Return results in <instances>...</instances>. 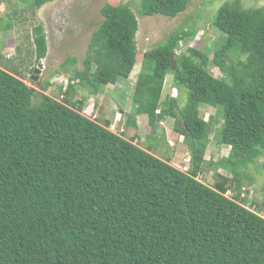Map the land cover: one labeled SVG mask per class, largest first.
<instances>
[{
	"label": "trees",
	"instance_id": "trees-1",
	"mask_svg": "<svg viewBox=\"0 0 264 264\" xmlns=\"http://www.w3.org/2000/svg\"><path fill=\"white\" fill-rule=\"evenodd\" d=\"M189 2L139 0V14L175 18ZM100 15L67 92L79 83L97 94L128 79L136 64L129 5H104ZM212 25L223 35L211 58L221 77L197 51L175 56L191 36L181 28L144 52L132 94L151 133L180 119L187 172L112 132L110 121L87 118L78 103L42 93L33 103L34 90L0 68V264H264V217L225 196L248 201L239 185L230 188L236 178L212 186L197 179L209 135L201 105L222 108L225 163L238 169L264 160V6L225 2ZM31 37L39 63L47 52L42 27ZM169 72L171 86L186 91L180 109L175 97L160 100Z\"/></svg>",
	"mask_w": 264,
	"mask_h": 264
},
{
	"label": "rangeland",
	"instance_id": "rangeland-1",
	"mask_svg": "<svg viewBox=\"0 0 264 264\" xmlns=\"http://www.w3.org/2000/svg\"><path fill=\"white\" fill-rule=\"evenodd\" d=\"M233 1H238L243 9L264 6V0H190L183 13L175 18H166L160 15L141 16L139 0H54L51 3L0 0V68L15 74L34 90L36 95L33 103L39 99L37 94L42 93L60 102L65 103L66 100L68 105L78 103L84 116L100 124L112 120L113 116V120H117L110 121L114 123L110 127L113 132L132 140L142 149H150L154 156L181 172H187L190 152L179 134L180 119L176 127V120L167 118L151 133L146 116L136 114L137 107L132 101L134 84L144 52L155 48L181 28L191 32V36L178 43L175 56L189 54L190 50L197 51L207 57L205 67L209 73L221 77V73L211 63V58L214 50L222 43L223 35L212 25V21L221 4ZM122 3L129 5L138 22L135 37L136 64L129 78L102 87L97 94H92L87 86L79 83L67 92V79L72 78L75 70H82L90 36L102 20L100 9L104 5L116 6ZM37 26L42 27L47 45L46 56L39 63L34 59L31 37V29ZM73 58L76 60L74 65L67 61ZM195 59L199 61L200 56ZM34 70H38L37 73ZM42 85H46V90L41 91ZM163 86L160 100H165L167 96L175 97L178 109L182 108L186 91L171 86L170 72ZM199 115L208 122L209 135L203 166L197 179L212 186L223 177L232 180L236 178L230 188L239 185L238 194L243 199L248 198V201L245 203L233 197L229 191L225 196L264 217V160L258 158L248 164L247 168L233 169L223 161L228 158L229 147L218 142L222 108L215 110L201 105ZM131 118L135 119L136 126H133Z\"/></svg>",
	"mask_w": 264,
	"mask_h": 264
},
{
	"label": "crops",
	"instance_id": "crops-1",
	"mask_svg": "<svg viewBox=\"0 0 264 264\" xmlns=\"http://www.w3.org/2000/svg\"><path fill=\"white\" fill-rule=\"evenodd\" d=\"M112 118V120H109V121H114V122H116L117 120H113V116L111 117ZM138 119H139V117H137ZM107 119H109V118H107ZM106 120V119H105ZM100 124V123H99ZM134 124H135V126H136V123H135V119H134ZM114 125V123L112 124V122L110 123V126H109V129H110V127L111 126H113ZM112 132H113V130L112 129H110Z\"/></svg>",
	"mask_w": 264,
	"mask_h": 264
},
{
	"label": "water",
	"instance_id": "water-1",
	"mask_svg": "<svg viewBox=\"0 0 264 264\" xmlns=\"http://www.w3.org/2000/svg\"><path fill=\"white\" fill-rule=\"evenodd\" d=\"M38 70H34V73H37ZM35 79V78H34Z\"/></svg>",
	"mask_w": 264,
	"mask_h": 264
},
{
	"label": "bare ground",
	"instance_id": "bare-ground-1",
	"mask_svg": "<svg viewBox=\"0 0 264 264\" xmlns=\"http://www.w3.org/2000/svg\"><path fill=\"white\" fill-rule=\"evenodd\" d=\"M133 136V135H132Z\"/></svg>",
	"mask_w": 264,
	"mask_h": 264
}]
</instances>
